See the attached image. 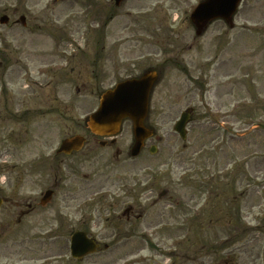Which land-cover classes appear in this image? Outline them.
<instances>
[{"label": "rangeland", "instance_id": "1", "mask_svg": "<svg viewBox=\"0 0 264 264\" xmlns=\"http://www.w3.org/2000/svg\"><path fill=\"white\" fill-rule=\"evenodd\" d=\"M50 1L0 0V18L18 6L16 15H23L25 5L43 16ZM199 1L127 0L109 20L104 50L96 46L100 37L88 39L80 0L75 5L78 26L74 33L68 29L66 40L47 37L44 30L51 28L56 35L55 28L45 24L40 29L32 20L28 26L12 24V16L0 23V58L5 61L0 110L28 111L20 122L0 120V150L7 145L2 136L10 131L20 132L23 142L18 155H0L3 196L20 184L17 172L42 156L51 158L62 139L84 133L85 117L99 105L96 94L149 67H164L161 73L158 69L147 120L155 128L154 138L136 160L112 165L120 178L114 177L116 184L104 192L111 195L88 205L82 192L69 201L58 192L49 206L37 205L21 224L4 204L0 264H264V0H243L232 27L217 20L200 36L189 17ZM58 7L67 10L58 5L55 12ZM130 7L157 10L152 19L139 22V10L126 13ZM49 16L59 25L71 24ZM89 49L87 56L83 50ZM75 53L79 56L72 61ZM188 106L194 114L184 140L174 126ZM131 137V122L125 120L117 138L125 148ZM151 144L159 147L157 154L150 152ZM89 148L72 157L77 166L82 164L76 169L79 184L84 173L102 172L107 164L92 166ZM114 148L96 153L115 161ZM4 160L19 168L8 171ZM40 169L26 171L27 181L15 190L20 198L32 202L46 189L52 170L48 165ZM128 179L136 182L141 202L132 229L122 219L111 221L113 211L117 215L125 208L120 201L115 207L113 191ZM10 218L11 230L4 233L2 226ZM80 227L100 241V249L76 260L70 254V234ZM128 235L134 237L127 241Z\"/></svg>", "mask_w": 264, "mask_h": 264}, {"label": "flooded vegetation", "instance_id": "2", "mask_svg": "<svg viewBox=\"0 0 264 264\" xmlns=\"http://www.w3.org/2000/svg\"><path fill=\"white\" fill-rule=\"evenodd\" d=\"M82 1V5L81 8L78 9L79 15L84 13V16L86 17V20L84 22L87 23L86 26H88V32L91 33H95L97 34V37H100V39L97 41L98 43V48H102V50L105 49V37L108 36V28H109V23H110V19L115 18L116 16V11H119L118 9L125 4V1L122 5L117 6L115 4V0L113 2V0H80ZM150 0H147V4H149ZM68 4H70L71 6L68 7ZM65 6L67 5V10L64 11L63 7L59 9H57V12H55V8L57 6ZM76 5V0H51L46 7L44 8V15L42 16V14H32V12H28L26 9L27 5L24 6V14L23 15H16L17 13H19V11L21 10V6L15 7L11 10V14L12 15H7L6 13H3V15H6L8 18V22L10 21V18L15 17L12 24H21L23 26H28V24H30V21H33L34 26L38 27L41 29V27H43L45 24H47L50 27H54V31L55 34L54 35L52 32L53 30L51 28H48L47 30H44V33H46L47 37H51L54 36V38H56V40H59L57 38H60L62 40H66L67 36L70 34L68 33V29L71 28L72 31H70L71 33L75 32L77 25V18H79L80 16H78V12L75 8ZM144 9V8H141ZM141 9H135L133 7H130V10H127L126 13L130 14L133 10H139L141 11ZM4 11L8 12L10 11V8L6 7L3 9ZM25 11L29 14H26ZM31 14V15H30ZM50 14H53V17L55 18H60L63 17V20L66 21L69 19V22L71 23L69 25V23L66 21L65 25L63 24H58L55 23V21L53 19L50 18ZM153 14H155L154 12H150L147 14V16L151 18H153ZM2 18V17H1ZM0 18V20H1ZM50 19L52 20V23H50ZM136 20H138L139 22L142 20L141 16L136 17ZM102 36V37H101ZM101 43H103L102 46ZM92 52L90 49L89 50H84V53L89 55V53ZM73 58L72 61L75 60L76 56H79L78 53L76 54H72ZM223 61V60H222ZM221 61V63H222ZM55 61L47 63V64H54ZM220 63V62H219ZM5 65V61L2 60L0 58V67ZM162 71L164 70V67L161 69ZM82 86H84V88H86L85 83L82 84ZM29 88H34V86L29 85ZM78 90L80 91V89L78 88ZM0 91L1 94L4 95V91L1 90V86H0ZM193 93V91H191V94ZM31 95L35 96L36 92L35 89L33 91H31ZM8 103H6L7 105ZM5 105V106H6ZM27 109L24 110V113L22 112V110L20 111L19 108L17 110H11L10 112H6L4 110H0V120L4 121V120H13V121H19L22 119H26L25 115H27ZM20 122V121H19ZM86 129V128H85ZM3 131H5V129L3 128ZM83 135L85 137V139L87 140L86 142V146L90 145V148L88 149L90 153L92 154L88 155V161L90 162V164L92 166L94 165H99V166H104V163L107 162V164L105 165V168H102L99 173H84L83 174V179L81 180L83 184H79L77 182V172L76 169L80 170L82 167V164H79L77 166V161L73 160V155L75 153H80V152H72L71 154H59L57 151V148L53 150V152H55L51 158H47L45 156L40 155V160H36L34 162H32L28 169L24 168V170H20L19 172H17V174L19 173L20 178V184L18 183L16 185V187L14 188V191L8 196H3L1 195L2 193H4V188L2 186H0V197H2L5 200V205L7 206V211H8V215L10 216L11 214L17 213V223L21 224L22 220L25 216H29L33 211H35V209L38 207L37 205H39L40 207H45V206H49L52 202L53 199L57 196V193L59 192L60 194L64 195L65 198H67V201H69V199L74 200V198L77 197V195H81L82 193H84V195H86V197L91 198V196L98 194L100 192H103L106 190H111L109 189L110 186H114L116 184V182L112 183V180H114V177L118 176V170H116V167H112V164L115 161H110V160H103L100 156L97 155V149H104L105 147H115L114 149H116V153L119 152V155H115V159L117 160V164L118 163H122V166H125L126 164H129L130 162H132L133 160L131 159V157L129 156L130 150H131V146H132V140L130 142V144L127 146V149H124V147L122 146L123 144L121 143V139L118 138H109L110 140H106L94 133H91L90 130H85L84 133L80 134ZM2 142L1 143H7L6 147H4L3 150H0V155L2 157H6L8 158L11 154L13 155H18L19 152L21 151V148L23 146V142H22V138L20 137V132H16V131H10L7 133V135H3L2 136ZM46 143L49 142L48 139L45 140ZM114 141V142H113ZM20 143V145H18ZM105 142L104 147L102 146V143ZM134 142V141H133ZM148 142V141H147ZM146 142V144H147ZM50 143V142H49ZM145 144V147H146ZM50 145V144H49ZM122 146V147H121ZM49 147V146H48ZM84 147V148H85ZM144 147V148H145ZM151 148V147H150ZM84 151V150H83ZM83 151H81V154H83ZM15 152L17 154H15ZM43 155H48L46 152L42 153ZM121 158V159H120ZM6 162H8V160H4ZM116 164V165H117ZM44 165H48L49 168L52 170V174L50 175L49 178H47V182L49 183L48 186L46 187V189H43L42 192L40 193V197H32V202H30L31 197H21L19 196V194H17L15 192L16 189H18V186L21 185L22 183L27 181V174L26 171L30 172H34V171H41L42 169H40L41 167L43 168ZM7 170L8 171H16V168H19L17 164L15 163H9V165H7ZM118 166V165H117ZM40 167V168H38ZM112 168L115 169V173L112 171ZM10 169V170H9ZM118 178H120V176H118ZM127 183H120L118 184L119 186L117 187L116 190H114L113 192H115V196L113 197L114 199V203L115 207L117 208V206L119 205V202H123L125 208L121 210V213H118L117 215H115L116 211H113L114 213V218L111 221H114L116 219H122L123 222L129 226V228H134V226L136 225V221L139 220L140 215L139 216L136 214V210L137 207L140 205V201H139V197H140V191L139 188L136 186V182L132 181V180H126ZM111 182V183H110ZM96 188V189H95ZM48 190H54L53 191V195L52 198L49 202H45L44 200V194L46 191ZM82 192V193H80ZM104 195V194H103ZM101 195L100 197L103 198L105 195L103 196ZM111 195V193H108L106 196ZM77 199V198H76ZM102 200V202H103ZM36 205H34V204ZM114 203H112V205H114ZM3 206V205H2ZM1 206V207H2ZM111 207V205H109ZM12 209H17V212H14V210L10 213V211ZM115 209V208H114ZM108 219V218H107ZM110 219V218H109ZM8 223L4 226H2V229L5 232H7V229L10 231L11 227H12V218H10L9 220H7ZM86 223L84 222L82 225H85ZM127 228V229H129ZM134 235H128L126 237V240L130 241L131 238H133ZM97 239V238H95Z\"/></svg>", "mask_w": 264, "mask_h": 264}, {"label": "water", "instance_id": "3", "mask_svg": "<svg viewBox=\"0 0 264 264\" xmlns=\"http://www.w3.org/2000/svg\"><path fill=\"white\" fill-rule=\"evenodd\" d=\"M123 0H117L121 2ZM240 0H208L203 7L194 12L191 16L192 21L197 28V34H202L206 30L207 24L216 17H222L231 20L232 15L238 8ZM158 80L157 74L145 73L140 78L125 80L118 83L115 88L102 94L100 108L92 114L88 126L94 132L99 134H114L121 130L120 125L125 118L130 117L133 120L135 137L138 145L133 152L134 155L140 151L143 141L153 134V131L144 126V121L149 109V100L151 91ZM185 122L182 123L181 135L186 137L184 129ZM84 140L79 136L67 139L63 148L64 151L80 150L83 147ZM52 191H48L45 198H50ZM3 203L0 197V205ZM72 255L74 258H84L89 253H94L98 246L95 245L84 232L76 231L71 239Z\"/></svg>", "mask_w": 264, "mask_h": 264}]
</instances>
